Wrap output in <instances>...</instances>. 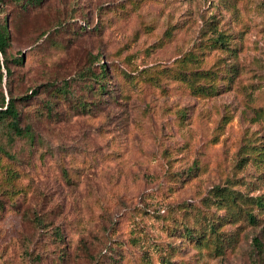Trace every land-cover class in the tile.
<instances>
[{"label":"rangeland","instance_id":"rangeland-1","mask_svg":"<svg viewBox=\"0 0 264 264\" xmlns=\"http://www.w3.org/2000/svg\"><path fill=\"white\" fill-rule=\"evenodd\" d=\"M4 2L0 264H264V0Z\"/></svg>","mask_w":264,"mask_h":264},{"label":"trees","instance_id":"trees-1","mask_svg":"<svg viewBox=\"0 0 264 264\" xmlns=\"http://www.w3.org/2000/svg\"><path fill=\"white\" fill-rule=\"evenodd\" d=\"M42 0H14L18 5L20 4L21 8L26 10L27 8L40 4ZM4 0H0V13L2 11V5H4ZM222 35L217 34L215 38L211 39L213 43L221 45ZM9 46V33H8V21L6 15H2L0 17V85L2 83L3 78L7 81V85L11 80V70L8 67V62L13 61L14 63H19L21 60V56L9 57L7 54V48ZM102 61V60H101ZM107 66L103 63V61L98 66V71L95 76L99 78H103L106 76ZM92 74V73H91ZM85 75L84 71H81L79 77H83ZM94 76V75H93ZM100 86V85H98ZM37 88H32L30 93L32 95L36 94ZM10 88H7L5 91V95L3 94L2 89L0 90V127L5 126L8 129L9 134H12L16 137H23L28 140L33 138L32 131L29 126L25 125L21 127L19 125V111L16 106V102L20 99L26 100L27 97L31 95H25L20 97H14L10 92ZM80 106H83L81 103ZM2 149V148H1ZM4 155L9 157V154L3 150H1ZM258 205H260L264 209V204L258 201ZM249 220L253 221V217L250 215ZM255 244H259L257 239H254Z\"/></svg>","mask_w":264,"mask_h":264}]
</instances>
